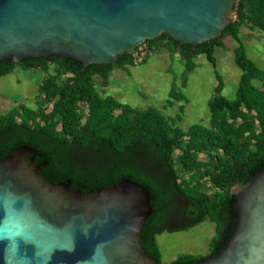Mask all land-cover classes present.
Segmentation results:
<instances>
[{
  "label": "trees",
  "instance_id": "1",
  "mask_svg": "<svg viewBox=\"0 0 264 264\" xmlns=\"http://www.w3.org/2000/svg\"><path fill=\"white\" fill-rule=\"evenodd\" d=\"M237 17L221 37L196 47L173 40L167 34L150 39L148 53L167 49L171 58L185 64L182 86L196 68L195 58L205 54L217 67L216 47L232 37L235 61L242 70L236 96L223 95L224 81L209 100V124L178 125L175 117L156 107L144 109L101 93L96 84L109 85L114 68L136 64L135 53L121 55L115 65L91 64L72 57H30L19 63L0 61V77L18 66L48 73L38 87L36 107L21 103L0 116V161L21 145L37 151L41 174L53 183L71 180L83 193L117 184L124 177L141 183L152 195L153 213L142 233L145 251L161 261L156 236L172 228L169 219L186 217L178 229L209 220L216 224L210 255L221 250L237 218L233 186L247 182L264 168V69L247 54L241 29L264 31V0H236ZM259 81L260 83H255ZM170 96L186 100L173 83ZM86 108L88 109L85 113ZM205 256L181 254L172 263L197 264Z\"/></svg>",
  "mask_w": 264,
  "mask_h": 264
},
{
  "label": "water",
  "instance_id": "2",
  "mask_svg": "<svg viewBox=\"0 0 264 264\" xmlns=\"http://www.w3.org/2000/svg\"><path fill=\"white\" fill-rule=\"evenodd\" d=\"M236 0H0V61L61 55L115 65L167 34L196 47L237 17ZM37 151L0 161V264H178L150 256L148 188L130 178L83 193L41 174ZM237 218L224 247L197 264H264V168L233 186Z\"/></svg>",
  "mask_w": 264,
  "mask_h": 264
},
{
  "label": "rangeland",
  "instance_id": "3",
  "mask_svg": "<svg viewBox=\"0 0 264 264\" xmlns=\"http://www.w3.org/2000/svg\"><path fill=\"white\" fill-rule=\"evenodd\" d=\"M240 36L248 56L264 69V31L243 26ZM224 43L225 47L215 48L217 67L205 54L195 58L196 68L188 73L186 87L182 86L185 64L178 53L172 59L170 52L163 48L150 53L147 60L141 62L148 53V45L142 44L135 53V65L114 68L106 88L100 85V77H96L97 88L104 95H112L133 107H156L166 116L175 117L183 108L178 122L183 129H188L194 123L207 125L210 120L209 100L215 95L218 84L216 70L224 81L223 95L230 99L236 96L242 73L233 51L238 42L232 37H226ZM47 76L48 73L42 69L22 66L1 76L0 116L21 103L36 107L38 87ZM174 82L185 94L186 100H176L170 96ZM87 111L86 108L85 113ZM169 224L172 228L156 236L162 257L176 259L187 253L200 256L209 254L211 241L216 235L215 223L206 220L178 230L185 223L172 219Z\"/></svg>",
  "mask_w": 264,
  "mask_h": 264
},
{
  "label": "flooded vegetation",
  "instance_id": "4",
  "mask_svg": "<svg viewBox=\"0 0 264 264\" xmlns=\"http://www.w3.org/2000/svg\"><path fill=\"white\" fill-rule=\"evenodd\" d=\"M172 219H174V218L169 219V222H170ZM175 219H177L178 221H180V222H182V223H185V221H187V218H186V217H183V216H181L180 218H175ZM208 255H210V254H208ZM206 256H207V255H206ZM206 256H205V257H206Z\"/></svg>",
  "mask_w": 264,
  "mask_h": 264
}]
</instances>
